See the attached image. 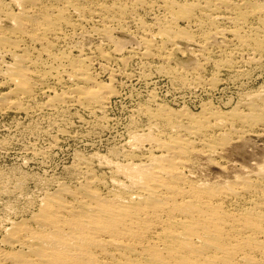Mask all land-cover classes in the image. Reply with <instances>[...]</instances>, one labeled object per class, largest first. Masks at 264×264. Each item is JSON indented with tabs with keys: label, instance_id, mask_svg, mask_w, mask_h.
Masks as SVG:
<instances>
[{
	"label": "bare ground",
	"instance_id": "6f19581e",
	"mask_svg": "<svg viewBox=\"0 0 264 264\" xmlns=\"http://www.w3.org/2000/svg\"><path fill=\"white\" fill-rule=\"evenodd\" d=\"M83 34L99 35L97 55L75 54ZM182 49L192 63L176 62ZM0 60L11 85L0 112L76 113L104 128L120 78L214 94L260 72L264 0H0ZM149 96L121 146L75 160L76 180L44 189L27 213L8 207L0 264H264V87L197 112Z\"/></svg>",
	"mask_w": 264,
	"mask_h": 264
},
{
	"label": "rangeland",
	"instance_id": "374dc122",
	"mask_svg": "<svg viewBox=\"0 0 264 264\" xmlns=\"http://www.w3.org/2000/svg\"><path fill=\"white\" fill-rule=\"evenodd\" d=\"M12 9H14L13 6ZM147 12L148 11L144 14V19L151 22L153 15ZM97 19L96 15L89 24L95 25ZM90 34L89 36L83 34L82 37L80 35V39L76 36L73 39V44L76 48L74 51L75 54H88V58L96 54L95 50H88V47H91V44L96 43L97 45L100 43V37L96 34H92V36ZM127 34L128 33L124 31L116 35L121 37V39L129 41L130 38ZM184 47H186V45H181V48ZM191 47L193 48V46H189V48ZM80 49L83 51H80ZM88 52L92 53L89 54ZM182 52L183 49L176 51V62L180 64L192 63L191 59H193V55H183ZM185 56L188 59H186ZM4 60L11 61L8 56L4 57ZM138 61L140 63V60L136 59L128 66L130 73L134 71L138 72L140 69ZM153 61V64H157L156 62H158L157 59ZM95 62L91 63V67H93L94 70L100 67L98 63L95 64ZM210 69L212 68H206L208 76L211 75ZM258 69L260 70L258 67L252 68L250 73L252 71L255 73H251V78L249 76L248 80L225 85L226 87L223 86L222 91L214 94H207L199 91L196 94H192L186 91H176L175 88L174 91L167 78L162 76L159 78L157 75H154L153 81L155 82H152V85L136 77L132 79L120 78V85L119 83L117 85L118 95L112 100L110 109L107 113L110 122L108 125H105L104 128L82 122V120H79L76 113H73L70 117H65L64 120L56 121L54 118V121L50 117L46 118L41 116V113L27 114L22 111L0 112V190L2 189L0 191V219L6 216L10 209V213L13 212L12 210L17 209L19 214H25L28 208L30 209L33 206L34 200L44 191L54 190L56 185L61 181L74 182L76 180V175L73 166L75 168L78 158L87 157L95 152L105 154L121 146L129 133L128 131L142 125L143 122L141 120L138 118L134 119L132 116L135 112L134 109L136 110L140 106H145L150 103L149 91H154L160 100L162 99V101L173 105L175 108L185 104L189 105L194 112L199 110L198 105L201 101H213L215 105L226 106L227 108L231 106L234 107L241 98L243 92L264 87V68H262L260 72ZM257 72L259 74H257ZM150 75L153 76V73H150ZM102 79L105 80L106 77ZM0 80L3 81L1 77ZM10 87L11 85L9 84L0 85V95L2 94L1 92L8 91ZM43 97L44 95L38 93L36 100L39 101ZM84 115L85 114H83L81 118L84 117L89 119V117ZM64 128L66 129L65 131L70 132V134H66L67 132L61 134V129ZM251 138L253 139L254 137ZM253 140L256 141L255 138ZM258 144H264V141H260ZM259 147L261 148V145ZM249 153L250 151L248 149L247 155ZM240 160L243 161V159ZM209 172L211 175L214 173L215 175L213 174V176L219 174V171L214 169ZM3 191H5L6 194ZM27 204L29 206H27ZM5 206L10 209H6ZM13 207H15V209H12ZM0 234L1 238L2 233L0 232Z\"/></svg>",
	"mask_w": 264,
	"mask_h": 264
}]
</instances>
